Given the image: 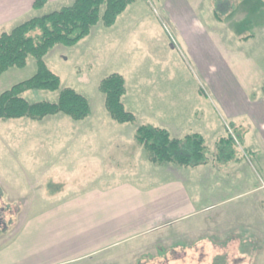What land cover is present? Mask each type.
Wrapping results in <instances>:
<instances>
[{
  "label": "rangeland",
  "instance_id": "obj_1",
  "mask_svg": "<svg viewBox=\"0 0 264 264\" xmlns=\"http://www.w3.org/2000/svg\"><path fill=\"white\" fill-rule=\"evenodd\" d=\"M73 2L48 3L34 10L30 19ZM162 2L136 0L120 15L115 28L100 23L76 46L58 45L46 56V64L60 77L61 87L72 88L89 100L92 114L85 125L64 115L62 122L0 120V261L9 260L12 251L26 245L25 231L19 238L13 235L28 220L36 219L29 229V236L36 238L42 216L55 210L70 193L123 180L141 185L145 174L155 170L135 140V127L118 124L106 109L101 81L120 74L127 87L123 102L139 124L167 126L176 136L200 132L214 152L218 142L225 139L223 155H214L211 163L214 177L202 192L207 198L202 206H213L208 216L218 217L211 220L212 236L216 237V229L226 230L243 241L239 244L242 250L218 252L209 245L201 252L210 237L195 234L193 241L201 240L192 243L194 249L187 240L182 241L159 248L157 256L152 252L154 255L143 263L264 264V0L203 1L200 15L211 23L212 30L209 38L206 33L197 40L175 31L163 14ZM215 12L220 21L215 19ZM202 51L213 62L209 69L202 70L196 64L195 57H201ZM36 72L34 58L24 69H11L0 77V95ZM21 96L32 103H56L59 91L27 90ZM64 129L112 131L115 145L106 147L103 158L110 162L111 154L117 155L121 149L122 163L108 168L98 160L99 165H82L89 170L81 169L68 160L74 157V148L67 150L74 147L72 142L46 138V133ZM62 148L67 150L63 156ZM97 165L103 170L94 171ZM136 174L140 179H135ZM144 181V185L155 183ZM192 194L196 199L202 197L197 188ZM200 229L196 222L191 231ZM132 249L120 247L105 257L79 264H104L113 260L111 256H126ZM136 254L132 252L131 259ZM129 260L121 264H134L135 260Z\"/></svg>",
  "mask_w": 264,
  "mask_h": 264
},
{
  "label": "crops",
  "instance_id": "obj_2",
  "mask_svg": "<svg viewBox=\"0 0 264 264\" xmlns=\"http://www.w3.org/2000/svg\"><path fill=\"white\" fill-rule=\"evenodd\" d=\"M58 1L61 0H47L48 3ZM203 1H208L209 4L212 0H163L161 9L179 35L197 40L200 37L202 39L207 33L209 38L211 23H206L200 15ZM35 2L36 0H0V30H10L30 19ZM114 26L111 29L115 28ZM195 61L202 70L211 68L213 63L205 52L201 57L197 54ZM45 121L62 122V115L48 117L40 122ZM86 121L87 119L75 123L85 125ZM162 128L170 130L167 126ZM173 132L170 130L172 136L177 139L186 136H176ZM194 133L204 137L200 132ZM46 135V138L58 139V142L63 139L72 142L74 147L67 150L74 148V157L68 160L74 161L83 170L87 168L82 165L98 164V160H101V164H107L108 168L113 167L116 162L122 163L124 152L121 149L119 154H111L110 162H105L103 158L106 156V147L115 145V138H111L112 131L71 132L64 129ZM69 142L65 144L68 145ZM64 149L62 148V156L67 152ZM98 165L94 171L103 170L99 169ZM153 167L155 170L147 172L143 181H139L142 182L141 185L137 184L138 182L123 180L109 186L70 193L62 199L61 205L55 210L42 216L36 238L29 236L30 225L35 226L33 221L36 219L28 220L13 235V238H19L25 231L26 245L12 251L9 260L0 261V264H79L105 257L110 251L125 246L136 248L132 249L135 254L137 252L133 259L131 252L126 256L122 254L114 258L111 256L109 259L113 260L103 263L121 264L123 260L130 259L135 260L134 264H144L143 260L154 255L152 252L156 253L161 247L174 246L187 240L186 242L191 244V249H194L192 243L201 240L193 241L192 235L195 234L201 235L202 238L210 237L205 248L203 246L200 249L201 252L209 245L212 247L211 250L218 252L242 250L239 244L243 241L226 230L217 232L216 229V237L210 233L211 220L213 218L217 220L218 217L208 216L214 207L202 206V203L206 204L207 199L202 192L213 176L211 164L198 168H181L172 164ZM135 179H140V176L136 174ZM144 179L155 180V183L144 185L147 184ZM193 188H197L198 194L202 196L201 200L192 194ZM196 222L201 229L194 233L191 228ZM229 235L232 237L228 238ZM198 245L201 246L202 243Z\"/></svg>",
  "mask_w": 264,
  "mask_h": 264
},
{
  "label": "trees",
  "instance_id": "obj_3",
  "mask_svg": "<svg viewBox=\"0 0 264 264\" xmlns=\"http://www.w3.org/2000/svg\"><path fill=\"white\" fill-rule=\"evenodd\" d=\"M135 1L74 0L70 6L33 17L11 31H0V77L11 69L26 68L30 58L35 59L37 66L31 79L0 95V120L42 121L57 115H65L76 122L88 119L92 114L89 100L72 88L61 87V79L48 68L46 56L58 45L76 46L100 23L107 28L113 27ZM47 3V0H36L33 9L40 10ZM214 15L220 21L217 12ZM27 90L59 91V99L56 103H32L21 96ZM100 91L105 96L111 118L118 124L135 127V140L146 151L151 164L198 168L211 164L214 155L217 158L223 155L221 145L225 139L218 142L214 152L199 133L177 139L165 128L139 124L136 115L128 111L123 102L127 87L122 75L112 74L103 79Z\"/></svg>",
  "mask_w": 264,
  "mask_h": 264
},
{
  "label": "flooded vegetation",
  "instance_id": "obj_4",
  "mask_svg": "<svg viewBox=\"0 0 264 264\" xmlns=\"http://www.w3.org/2000/svg\"><path fill=\"white\" fill-rule=\"evenodd\" d=\"M1 222H2V219L0 218V224H1Z\"/></svg>",
  "mask_w": 264,
  "mask_h": 264
}]
</instances>
